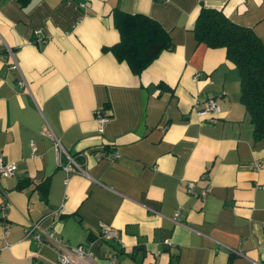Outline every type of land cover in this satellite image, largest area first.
<instances>
[{"label": "crops", "instance_id": "1", "mask_svg": "<svg viewBox=\"0 0 264 264\" xmlns=\"http://www.w3.org/2000/svg\"><path fill=\"white\" fill-rule=\"evenodd\" d=\"M201 5L264 45V0H0V154L16 166L0 175V264H55L43 230L82 245L85 264H264V137L225 49L190 30ZM117 8L171 38L140 74L104 49ZM209 97L212 122L194 107ZM44 128L83 171L62 169ZM107 145L117 156L97 157Z\"/></svg>", "mask_w": 264, "mask_h": 264}, {"label": "trees", "instance_id": "2", "mask_svg": "<svg viewBox=\"0 0 264 264\" xmlns=\"http://www.w3.org/2000/svg\"><path fill=\"white\" fill-rule=\"evenodd\" d=\"M113 25L119 39L109 50L124 61L133 74L141 71L164 49L172 48L167 31L153 18L113 10ZM190 30L198 43L223 47L226 58L239 74V101L248 112L255 139L264 137V45L250 27L235 24L221 10L201 5ZM102 146L99 158L115 150ZM77 156V154H75ZM109 159V158H108ZM113 159V158H112Z\"/></svg>", "mask_w": 264, "mask_h": 264}, {"label": "built area", "instance_id": "3", "mask_svg": "<svg viewBox=\"0 0 264 264\" xmlns=\"http://www.w3.org/2000/svg\"><path fill=\"white\" fill-rule=\"evenodd\" d=\"M35 33L38 34L39 30H35ZM9 55L13 57V51H8ZM11 67L14 69H17V63L14 61L11 63ZM18 84L20 86H24L25 80L22 78ZM198 102L195 101V105H197ZM196 112L199 114H206L207 115V121L212 122L215 119V114L219 112V105L214 97H209L207 98L204 102L203 105L200 106H195ZM108 114L106 113L105 110L100 109V110H95V120L100 126L106 122L108 119ZM43 136L46 138L50 139L54 145L55 151L57 153V158H58V164L62 167V169L66 173L78 171L81 172L83 171V168L81 167V164L77 162V160L68 154L66 150L61 146L59 140L55 137L53 132L50 129L44 128L42 132ZM65 154L66 160L65 162H61V155ZM97 156L99 153H96ZM115 156H117L116 150L112 151L111 153L108 154V158L112 159ZM15 164L13 162L9 163H4L2 161V157L0 154V175L1 176H11L14 171H15ZM188 191H191L192 189V184L189 183L187 187ZM206 190L201 191V195H205ZM1 216H5V205L1 207ZM178 219V212L175 213L174 220ZM100 232L102 235L108 236V235H113L114 231L110 226H107L106 224H100ZM43 233L45 235L46 241L48 242L47 245L52 247L56 251V263L55 264H85L84 261L90 259V252H88L82 245H77V246H69L68 244H60L59 239H57L53 233H49L43 230ZM28 234H31L32 238L35 239L36 242H40L42 238V232H39L36 230V224H32L29 227ZM114 260L112 259V262Z\"/></svg>", "mask_w": 264, "mask_h": 264}]
</instances>
